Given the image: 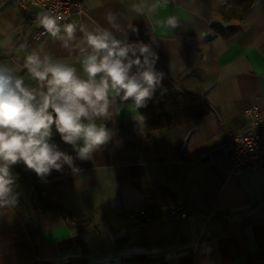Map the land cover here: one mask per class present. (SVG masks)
<instances>
[{
  "label": "crops",
  "instance_id": "crops-1",
  "mask_svg": "<svg viewBox=\"0 0 264 264\" xmlns=\"http://www.w3.org/2000/svg\"><path fill=\"white\" fill-rule=\"evenodd\" d=\"M236 1L144 0L142 14L132 10L140 0L85 2L72 23L109 27L115 13L122 29L138 30H127L129 41L158 54L165 75L155 93L188 94L209 113L149 130L127 101L107 122L113 140L74 161L78 174L65 166L41 181L15 165L16 204L0 208V264H264V165L233 174L225 141L247 130L248 110L264 119V0ZM168 16L176 28L156 23ZM38 26L19 0H0V63L22 65L40 46L69 58L50 36L31 39ZM52 139L75 157L54 128Z\"/></svg>",
  "mask_w": 264,
  "mask_h": 264
},
{
  "label": "clouds",
  "instance_id": "clouds-1",
  "mask_svg": "<svg viewBox=\"0 0 264 264\" xmlns=\"http://www.w3.org/2000/svg\"><path fill=\"white\" fill-rule=\"evenodd\" d=\"M145 6L140 0L132 10L142 14ZM36 19L70 59L40 46L27 53L22 65L0 63V208L16 204L15 165L23 164L41 181L65 166L78 174L76 159H92L113 140L115 132L107 122L124 102L130 101L132 112L145 107L165 75L156 68L158 54L152 45L129 41L127 30H138L131 24L122 29L115 13L106 14L109 27L62 24L64 17L48 12ZM156 23L174 29L179 21L168 16ZM20 48L27 49V44ZM53 128L75 157L53 142Z\"/></svg>",
  "mask_w": 264,
  "mask_h": 264
},
{
  "label": "built area",
  "instance_id": "built-area-1",
  "mask_svg": "<svg viewBox=\"0 0 264 264\" xmlns=\"http://www.w3.org/2000/svg\"><path fill=\"white\" fill-rule=\"evenodd\" d=\"M87 0H19L20 7L27 10L29 15L36 17L39 15L33 9L48 12L53 15L64 17L61 23L75 21L84 10ZM44 30L38 26L31 35L32 40L44 36ZM251 119L247 130L241 134L227 132L225 141L230 146L227 155L228 164L232 173L237 175L247 170H258L264 165V119L260 117L256 108L248 110ZM172 216H185V213Z\"/></svg>",
  "mask_w": 264,
  "mask_h": 264
},
{
  "label": "trees",
  "instance_id": "trees-1",
  "mask_svg": "<svg viewBox=\"0 0 264 264\" xmlns=\"http://www.w3.org/2000/svg\"><path fill=\"white\" fill-rule=\"evenodd\" d=\"M244 0H237L241 5ZM209 113L208 106L185 93L159 95L154 93L145 107L138 109V115L149 130L163 129L194 122Z\"/></svg>",
  "mask_w": 264,
  "mask_h": 264
}]
</instances>
